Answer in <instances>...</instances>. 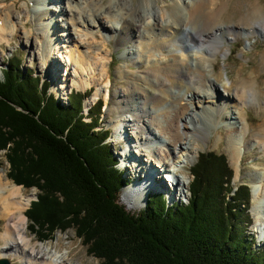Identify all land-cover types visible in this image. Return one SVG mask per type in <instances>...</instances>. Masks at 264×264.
I'll return each instance as SVG.
<instances>
[{"label":"trees","instance_id":"trees-1","mask_svg":"<svg viewBox=\"0 0 264 264\" xmlns=\"http://www.w3.org/2000/svg\"><path fill=\"white\" fill-rule=\"evenodd\" d=\"M6 65L0 74V152L10 165L8 178L39 191L25 213L39 241L73 229L102 264H264V247L255 249L254 239H246L251 187L234 184L225 154L199 155L187 204L170 207L156 195L132 215L139 210L119 201L127 212L118 203L127 181L107 142L111 131L99 124L103 102L87 121L89 95L73 91L65 105L49 82L21 71L20 58Z\"/></svg>","mask_w":264,"mask_h":264},{"label":"bare ground","instance_id":"bare-ground-1","mask_svg":"<svg viewBox=\"0 0 264 264\" xmlns=\"http://www.w3.org/2000/svg\"><path fill=\"white\" fill-rule=\"evenodd\" d=\"M32 1L41 6H57L59 2ZM159 2L165 3L167 0H145L137 4L124 0H67L64 8L60 10V13L70 20H75V16H78L77 21H71L66 26L68 35L73 38L77 35V25L93 26L107 33V40L114 38L116 45L136 43V53L132 51L129 56L137 54L139 59L146 58L137 74L124 70L119 72L127 87L116 90L119 99L108 109V114H116L121 118L120 121L118 119L119 125L128 124L134 131L133 139L123 136L125 149L130 153L125 159H129L137 169L134 172L136 183L127 186L132 189L128 192L129 197L138 196L134 201L128 200L131 209L145 206L147 192L153 187L162 190L163 184L157 179L160 177L158 168L171 169L170 163L177 151L191 150L189 142L194 135H198L199 123L205 119L201 113L219 111L222 114L224 103L236 108L237 112L233 113L235 117H231L226 126L232 162H240L243 147L249 148L251 143L264 151V128L260 134L252 136L251 141L248 138L249 125L241 123V111L244 112L246 106L264 105V102H261L264 91L260 89L259 77L256 75L231 80L226 95L211 81L212 74L208 70L209 67L214 69L213 62L223 50L229 33L242 31L248 35H264L262 10L250 11L246 18L240 20L239 26H229L224 22L226 0H171V4L165 3L166 5L162 6ZM17 5L18 3H15L11 8L7 6L6 15L5 11L0 12V19L4 23L2 31H6L9 26L8 20L14 19L13 16L18 14ZM24 8L26 13L30 12L28 7ZM54 9L48 11L49 13L44 8L39 11L41 17L48 22L47 26L42 25V38L45 35L48 38V27L54 28V32L59 28L54 22V16H51ZM35 21L41 25V18ZM29 25L28 21L24 22L23 29H27ZM90 34L91 32H88L84 34L85 37L79 36V50L68 55L70 72L75 74L71 80L72 84H68L69 87L85 88L94 81L95 75L112 81L109 75V54L86 39ZM26 35L28 45L32 47L33 42L30 39L35 33L30 30ZM1 37L0 34V43L3 41ZM49 38V42L52 41L53 34ZM104 38L98 33H93L92 36L94 41L101 40V44L107 46V40ZM188 47L193 50L190 54L192 58L186 54ZM47 48L45 46V49H40L46 58L47 68L52 76H58L56 74H60V64L52 59V52L48 53ZM57 78H60V75ZM234 81L236 85L233 86ZM175 89L176 92L173 91ZM109 94L112 95L111 92ZM197 103L198 106L194 107ZM124 113H129L132 120L124 119ZM201 134L206 136V133L199 135ZM155 142H159V145H155ZM138 147L142 160L133 153ZM132 155L137 159L132 158ZM139 163L144 165L140 167ZM162 165L166 168L160 167ZM179 183L181 184L180 180ZM252 192L251 214L255 220L253 228L259 236V242L264 244V174L257 177ZM169 198H173L171 193ZM31 200L32 197H26L22 188L12 184L4 172L0 173V221L4 225L0 235L3 242L0 247V259H19L26 264H68L66 259L50 252L48 248L42 247L37 251L34 245L32 247V242L25 232L27 218L24 214ZM138 200L140 201L136 203Z\"/></svg>","mask_w":264,"mask_h":264},{"label":"rangeland","instance_id":"rangeland-1","mask_svg":"<svg viewBox=\"0 0 264 264\" xmlns=\"http://www.w3.org/2000/svg\"><path fill=\"white\" fill-rule=\"evenodd\" d=\"M124 1H132L133 4H137L145 0ZM66 2L67 0H59L57 6L55 4L41 6L37 2L32 0H6V2L0 1V12L5 11V15L8 11L6 10L7 6L11 8L15 3H18V9L16 11V13L18 14H15L13 16L14 19L8 20L9 26L6 28V31H2V28H4V23L3 20L0 19V34L2 35L1 38L3 39V41L0 43V72L3 68H6V62L10 58H20L22 61L21 71L26 73L31 71L36 77H41L42 82L49 81L51 83V93H53L57 97V99L61 100V102L65 105H67L66 102L68 95H70L73 91L85 93L86 90L92 87L93 96L85 101V119L87 121H90L89 117H87L86 115L87 110L91 106H94V103L99 99H102V119L99 124L103 128L111 131L107 142L112 145L116 157H121V155L127 156L130 153L125 150L123 136H130L133 139L135 138L134 131L131 126H125L124 124H122L123 128L119 132L118 128H120L121 125H119L118 119L120 121L121 118H119V116L116 114H108V109L109 106L113 107L114 103L119 99V97L116 95V90H121L127 87L125 79H121L122 77L120 76L119 72L124 70L130 74H137L139 72V67L143 65V62L146 60V58L139 59L137 54L129 56V53L132 51L136 53L138 49V45L136 43L132 42L125 46L116 45L114 38H112L111 40H107L108 34L93 26L88 27L77 25L78 27L76 37L73 38L72 36L68 35L69 33L66 30L67 24L71 23V21H77L78 16H75V20H70L69 17H66L60 13V10L63 9L66 5ZM165 3L171 4V0H167V2ZM165 3L159 2V5H166ZM225 6H227V11L224 16V22L229 26H239L240 20L246 18L247 14L255 9L262 10L261 12L264 15V0H226ZM24 7H28L30 9V12L26 13ZM41 8H44L47 13H49L48 11H51L53 8H55L51 16H54V22H56L59 28L54 32V28L51 29L50 27H48V38L46 37L47 35L42 38V25L47 26L48 22L43 17H41L39 12L41 11ZM56 9L58 10V12H56ZM47 15L46 17H48ZM40 18L41 25L37 23L38 21H35V19L39 20ZM27 21L30 23V25L27 27L28 30L23 29L22 26V24ZM11 26H14V28H11ZM30 30L35 33V36L30 39V41L33 42L32 47L28 45L29 42L26 35V33ZM88 32H91V34L88 35L86 39L96 44L97 47L100 48V50L105 51L109 54V75L112 81H109L106 77L102 78L99 75H95L96 77L94 81H92L90 84H87L85 88L76 86L69 87L68 84H72L71 80H73L75 74L72 71L67 72L68 69L65 70V68H67V65H70L68 55L71 53H77V51L79 50V36L85 37L84 34ZM93 33L103 35V37H105L104 39L107 40L105 43H108V45L103 46V44H101V40L94 41L92 39ZM52 34V41L49 42L48 39H50L49 37H51ZM37 41L38 44H36ZM45 46L48 47V53L52 52V54L50 53L52 59L54 58L56 62L60 64V74H56L58 76L60 75V78H57L58 76L55 75L52 76L51 73H49L46 58L42 55L43 51L40 50L43 48L45 49ZM186 49H189L186 54L190 58H192L190 56L193 51L192 48L188 47ZM213 65L214 69H212V67H209L208 70L211 71L212 74L211 81L216 83V85L220 89V92L227 95V87L230 86L231 80L233 79L240 80L241 78H249V76L256 75V77H259L260 80V89L264 91V35H248L246 32L242 31L238 33H229V37L223 44V50L217 55L216 61L213 62ZM0 74L2 75V72ZM234 85H236L235 81L233 83V86ZM173 91L176 92L177 90L175 89ZM110 92L112 93V95L109 94ZM97 95L98 99H96ZM261 100V102H264V96L261 97ZM193 106L197 107L198 103L197 105L194 104ZM199 106L202 107V104H200ZM196 110L198 111L199 108H196ZM222 111V114L219 111L208 114L201 113V115L205 119L203 122L199 123L200 131L198 135H194L189 142L191 150L188 152L177 151L174 160H171V169L178 172L181 184L179 183V188L176 196L172 198L173 204L171 202H167L170 207H172V205L174 206V204L176 206L179 204L188 203V200L191 197L190 184L193 180L191 169L197 162L199 155L204 152H216L218 154H225L227 156L230 166L235 171V185L245 183L253 188V183L256 181L257 177L264 174V151L260 147L252 145V143L249 148L243 147L244 151L240 162H232V155L227 144L226 126L230 118L235 117L233 113L237 112V110L233 105L224 103ZM241 112V123L244 125H249L250 131L248 134V138L253 141L252 136L260 134L261 129L264 128V105H248L244 108V112ZM123 116L124 119L127 118L132 120L129 113H124ZM189 127L193 128L191 125H189ZM182 129L184 130V128ZM200 133H206V136L203 134L199 135ZM155 145H159V142H155ZM120 152L121 155L119 154ZM133 153L135 155H138L137 157L142 160V158L140 157L139 147L138 149L135 148ZM132 158L137 159L133 155ZM125 163L131 164L129 159H125ZM139 164H141L140 167L144 165L143 163ZM1 171L4 172L6 177L8 178L7 174L10 171V165L5 157L4 151L0 152V173L2 174ZM135 171H137L136 167L131 164L130 168L127 170V175H124V178L134 179ZM157 179H160L165 188L162 191L165 190L172 192V190L170 189V184H167V181H165V179L163 180V178L161 177H157ZM10 182L14 184L11 180ZM184 184L186 185L184 186ZM17 187L22 188L23 194L26 197H32L30 204L24 212L25 214L26 211L31 207V204L37 200L39 191L35 188L28 190L22 186ZM130 189V187H125L122 190L118 203L121 200L124 201L125 198L124 202H126L127 205L130 206L131 203L128 202V200H132V198L128 196V192L130 193ZM180 191L181 194L184 195L179 198ZM147 194H149V191L147 192ZM146 196L147 202L145 203V206L149 201L148 195ZM134 199H138V196H134ZM139 201L140 200L136 201V203H138ZM122 206L126 209V206ZM142 207L144 206L142 205ZM142 207H132L133 210H139L137 212L131 213L127 209L126 211L132 215H139L146 208L145 207L142 209ZM254 221L255 220L253 218V215H251V211H249V218L244 221L245 226L247 227L246 239H250V242H252V239H254V245H256L255 249H261L264 247V244L259 242V236L256 230L253 228ZM248 223L251 224V227H248ZM30 226L31 224L27 219L25 232L27 237L32 242V247L34 245L37 251L41 250L42 247L48 248L50 252L57 253L61 256L62 259H66V262L68 264H102L101 260L97 259L89 253L88 246L84 244L82 239L77 237L75 230L70 229L64 233H62L61 231H56L53 239L48 241H39L38 237L35 234L31 233ZM3 229V222L0 221V235L3 232ZM1 246H3V242L0 239V247ZM9 261L11 262V264H26L19 259ZM38 261L40 262L42 260Z\"/></svg>","mask_w":264,"mask_h":264},{"label":"water","instance_id":"water-1","mask_svg":"<svg viewBox=\"0 0 264 264\" xmlns=\"http://www.w3.org/2000/svg\"><path fill=\"white\" fill-rule=\"evenodd\" d=\"M0 264H11V262L7 259L0 260Z\"/></svg>","mask_w":264,"mask_h":264}]
</instances>
